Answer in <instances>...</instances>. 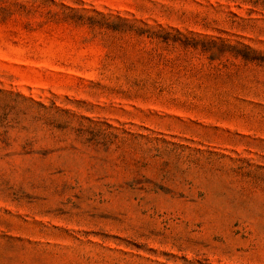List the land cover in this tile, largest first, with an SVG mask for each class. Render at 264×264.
Listing matches in <instances>:
<instances>
[{
  "label": "rangeland",
  "instance_id": "rangeland-1",
  "mask_svg": "<svg viewBox=\"0 0 264 264\" xmlns=\"http://www.w3.org/2000/svg\"><path fill=\"white\" fill-rule=\"evenodd\" d=\"M0 264H264V0H0Z\"/></svg>",
  "mask_w": 264,
  "mask_h": 264
},
{
  "label": "trees",
  "instance_id": "trees-1",
  "mask_svg": "<svg viewBox=\"0 0 264 264\" xmlns=\"http://www.w3.org/2000/svg\"><path fill=\"white\" fill-rule=\"evenodd\" d=\"M129 27H130V29H133V25H130ZM155 35H156L155 33H151L150 32L148 36H149L150 39H152L153 37H155Z\"/></svg>",
  "mask_w": 264,
  "mask_h": 264
}]
</instances>
